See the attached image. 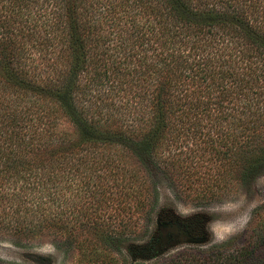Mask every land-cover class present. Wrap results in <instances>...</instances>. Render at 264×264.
Listing matches in <instances>:
<instances>
[{
  "label": "trees",
  "instance_id": "obj_1",
  "mask_svg": "<svg viewBox=\"0 0 264 264\" xmlns=\"http://www.w3.org/2000/svg\"><path fill=\"white\" fill-rule=\"evenodd\" d=\"M0 139L18 157L8 167L45 175L58 228L66 191L69 203L156 201L144 174L103 159L107 145L155 164L167 150L200 199L230 197L264 173V0H0ZM101 161L114 168L97 176ZM111 178L133 190L110 191ZM253 215L264 261V204Z\"/></svg>",
  "mask_w": 264,
  "mask_h": 264
},
{
  "label": "rangeland",
  "instance_id": "obj_2",
  "mask_svg": "<svg viewBox=\"0 0 264 264\" xmlns=\"http://www.w3.org/2000/svg\"><path fill=\"white\" fill-rule=\"evenodd\" d=\"M133 64L134 59L129 67ZM104 94L109 103L118 98L111 91L106 90ZM56 116L50 117L55 126L70 129V124L62 115ZM25 124L28 126L21 133L26 131L30 134L28 120ZM201 131H207V128ZM210 131L213 132V129ZM181 144L183 148L188 147L192 140L185 139ZM7 146V141L0 139V264L264 262L258 260L252 249L257 239L252 233L259 220L253 211L256 206L264 204V173L252 180L248 187H240L236 193H231L230 197L220 201L203 200L200 199L199 189H196L197 184L188 187L185 180H182L187 173H181L183 170L179 168L171 172L166 167V162L170 166L167 150L161 153L167 161L155 164L152 161L143 162L130 152L117 154L113 152L114 147L107 145L105 150H110V153L104 152L103 159L111 161L119 157L121 162H126L129 167L144 174L148 178L149 189L159 190L155 193L156 201L151 199L146 205H140L134 198L119 202L111 197L108 202L97 204L94 201L90 203L89 198L82 196L69 203V191H66L65 213L59 224L63 227L58 228V222H55L57 219L53 221L52 213L46 209L48 197L41 190V184H38L45 175L40 172L35 179L28 178V173L18 167H8L11 164L8 159L18 157L3 148ZM175 146V143L171 144L170 155L177 152ZM164 148L163 145L160 150ZM183 156L174 155L175 159H171L177 164L179 160L176 158L182 159ZM103 163L101 161L94 165L97 167L95 175H107L110 168H114L113 164L103 167ZM108 180L106 186H109L110 191L133 190L129 183L127 186L118 184L117 178ZM92 183L93 191L97 183L94 186ZM37 201L39 204L43 201L42 207L39 204L36 206ZM91 209L97 211L96 217L91 214Z\"/></svg>",
  "mask_w": 264,
  "mask_h": 264
}]
</instances>
